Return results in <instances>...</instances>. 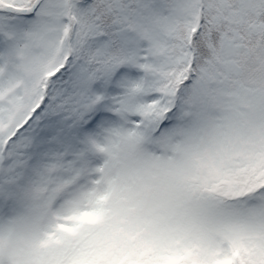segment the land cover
<instances>
[{
  "label": "rangeland",
  "instance_id": "1",
  "mask_svg": "<svg viewBox=\"0 0 264 264\" xmlns=\"http://www.w3.org/2000/svg\"><path fill=\"white\" fill-rule=\"evenodd\" d=\"M70 1L43 0L30 17L0 11V264H116L117 255L169 264L171 254L189 255L180 264H264V0H147L136 31L118 34L129 58L112 67L111 91L74 63L105 103L34 134L9 164L8 137L70 45L80 53L100 42ZM174 30L205 33L216 62L193 73L190 52H168ZM171 64L173 83L155 91Z\"/></svg>",
  "mask_w": 264,
  "mask_h": 264
},
{
  "label": "trees",
  "instance_id": "2",
  "mask_svg": "<svg viewBox=\"0 0 264 264\" xmlns=\"http://www.w3.org/2000/svg\"><path fill=\"white\" fill-rule=\"evenodd\" d=\"M147 0H71L72 7L77 5L82 8L81 15L85 16V21L88 24H93L97 30L101 33L100 42L94 44L91 42L89 49H84L80 53H75L70 44L68 49V55L64 64L60 65L58 69L49 74L48 81L43 84L42 88L45 91L44 98L38 103L32 110L28 119L18 126V128L8 137L4 151L7 156V161L11 164L14 161L15 156H20L22 151H25L27 140H29L34 134L37 135L41 131L46 132L47 128L53 125L58 130L62 129L63 123L73 124L76 122V112L80 110L81 106L87 105L90 101L97 102L96 95L90 93L88 90L81 86L80 81L75 76L76 63L81 64L85 70L95 78L103 91L113 89V68L115 63L118 65L123 64L129 58V52L125 51L122 42L118 38V34L122 30L132 29L136 31V19L137 15H143L140 9ZM35 0H31L29 6H32ZM168 3H172V0H168ZM15 6L26 7V2H14ZM67 9V14L70 17L69 26H74L73 8ZM200 15L203 16L204 8L200 10ZM5 17L14 18L15 16H33L36 12L31 13H19L14 11L3 12ZM201 20V19H200ZM198 28L196 31H199ZM93 41V38L91 39ZM211 38L204 35H192L189 39L188 32L184 35V32L175 30L172 32L170 40L167 41V49L170 54H183L190 52L191 57L195 60L191 61V71H196L202 67H206L208 62H216V55L212 52L210 45ZM102 43V44H101ZM104 43V45H103ZM190 43V45H189ZM106 45V47H105ZM189 47L194 50L188 51ZM79 50V49H77ZM169 54V55H170ZM171 56V55H170ZM172 57V56H171ZM193 58V59H194ZM70 61V62H69ZM187 62V60L183 61ZM194 63V65H193ZM204 65V66H203ZM182 67V66H180ZM175 65L171 64L168 68H165L164 81L156 84L155 91L162 89V87H170L173 83L172 77L176 70ZM203 68V69H204ZM51 79V80H50ZM192 81L191 75H186L179 85H184ZM248 83V82H247ZM247 83H244L246 86ZM157 85L159 87H157ZM163 85V86H162ZM94 108H98L105 103L104 98L100 99ZM90 116L89 112L85 113ZM67 122V123H66ZM13 154V155H11ZM14 163V162H13ZM204 192H212L211 188L202 187ZM216 195H218L216 193ZM222 196V195H218ZM179 256L184 262L189 258L188 254H171L169 256V264H180V262L174 261V258ZM192 257L197 258L195 255ZM192 259L189 261L192 264ZM124 260V261H123ZM94 260L91 258L85 262V264H94ZM207 261H205L206 263ZM163 263H166L163 261ZM116 264H155L148 256L138 258L133 255H126V258H122L121 255H117ZM182 264V263H181ZM198 264H203L198 262Z\"/></svg>",
  "mask_w": 264,
  "mask_h": 264
},
{
  "label": "water",
  "instance_id": "3",
  "mask_svg": "<svg viewBox=\"0 0 264 264\" xmlns=\"http://www.w3.org/2000/svg\"><path fill=\"white\" fill-rule=\"evenodd\" d=\"M41 1L42 0H36L34 4L29 8L15 7L13 5H0V11H17V12H25V13L32 12L38 7Z\"/></svg>",
  "mask_w": 264,
  "mask_h": 264
}]
</instances>
